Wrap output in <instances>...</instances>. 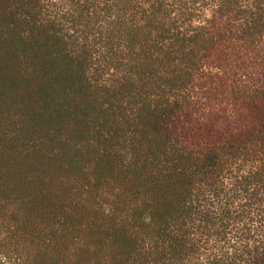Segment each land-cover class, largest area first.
<instances>
[{
  "label": "trees",
  "instance_id": "trees-1",
  "mask_svg": "<svg viewBox=\"0 0 264 264\" xmlns=\"http://www.w3.org/2000/svg\"><path fill=\"white\" fill-rule=\"evenodd\" d=\"M264 264V0H0V255Z\"/></svg>",
  "mask_w": 264,
  "mask_h": 264
},
{
  "label": "rangeland",
  "instance_id": "rangeland-1",
  "mask_svg": "<svg viewBox=\"0 0 264 264\" xmlns=\"http://www.w3.org/2000/svg\"><path fill=\"white\" fill-rule=\"evenodd\" d=\"M0 264H17L15 256H8L6 254L0 255Z\"/></svg>",
  "mask_w": 264,
  "mask_h": 264
}]
</instances>
